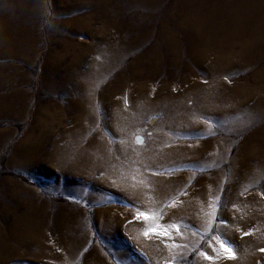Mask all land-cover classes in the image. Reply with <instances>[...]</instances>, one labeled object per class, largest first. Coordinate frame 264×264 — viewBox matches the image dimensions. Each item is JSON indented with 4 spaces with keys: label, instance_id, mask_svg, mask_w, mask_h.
<instances>
[{
    "label": "rangeland",
    "instance_id": "374dc122",
    "mask_svg": "<svg viewBox=\"0 0 264 264\" xmlns=\"http://www.w3.org/2000/svg\"><path fill=\"white\" fill-rule=\"evenodd\" d=\"M260 249L264 0H0V264Z\"/></svg>",
    "mask_w": 264,
    "mask_h": 264
},
{
    "label": "snow or ice",
    "instance_id": "6c2138e0",
    "mask_svg": "<svg viewBox=\"0 0 264 264\" xmlns=\"http://www.w3.org/2000/svg\"><path fill=\"white\" fill-rule=\"evenodd\" d=\"M136 139H137L138 143L142 142L140 137H137ZM210 207H211V205H210ZM140 215H144V214L140 213ZM147 218L148 217H145V219H147ZM152 231L155 232L156 230L152 229ZM158 234L160 236H168L169 235V233H168V231L166 229L161 231V232H159ZM147 235H148V233L145 232V236H147ZM245 235H247V233H245ZM213 239H217L218 240V237L214 236ZM209 246L211 247V245H209ZM171 247L172 248H177V247H181V246L172 244ZM219 248L221 249V252L224 254V258L225 259H235V254L233 253L232 247L228 246L226 242H223V241L219 242ZM260 250L264 251V249H260ZM213 251H215V249H213ZM199 255L203 256L205 259H212V257L207 256V254L204 253V252H200Z\"/></svg>",
    "mask_w": 264,
    "mask_h": 264
}]
</instances>
